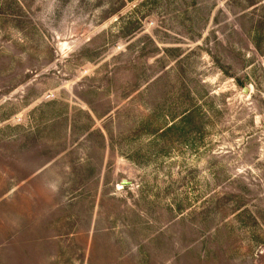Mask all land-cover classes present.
Listing matches in <instances>:
<instances>
[{
    "label": "rangeland",
    "instance_id": "1",
    "mask_svg": "<svg viewBox=\"0 0 264 264\" xmlns=\"http://www.w3.org/2000/svg\"><path fill=\"white\" fill-rule=\"evenodd\" d=\"M0 264H264V0H0Z\"/></svg>",
    "mask_w": 264,
    "mask_h": 264
},
{
    "label": "water",
    "instance_id": "2",
    "mask_svg": "<svg viewBox=\"0 0 264 264\" xmlns=\"http://www.w3.org/2000/svg\"><path fill=\"white\" fill-rule=\"evenodd\" d=\"M243 92H244L245 94H247V93H248V89L245 88V89L243 90Z\"/></svg>",
    "mask_w": 264,
    "mask_h": 264
}]
</instances>
